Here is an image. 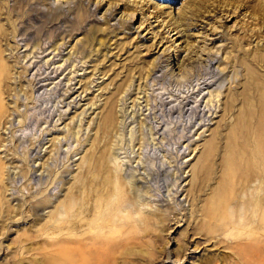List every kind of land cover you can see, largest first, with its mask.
I'll return each instance as SVG.
<instances>
[{
    "label": "rangeland",
    "instance_id": "obj_1",
    "mask_svg": "<svg viewBox=\"0 0 264 264\" xmlns=\"http://www.w3.org/2000/svg\"><path fill=\"white\" fill-rule=\"evenodd\" d=\"M55 1L0 0L12 112V124H0V157H11L0 177V264L48 258L33 240L19 244L40 226L29 211L32 196H49L43 222L73 184L88 188L115 168L140 187L147 215L145 226L129 222L140 238L123 247L126 264H223L228 250L193 229L209 215L264 212L251 204L263 193L256 174L245 189L239 181L230 202L221 197L235 153L252 162L264 155V141L240 136L232 119L242 104L229 109L249 82L258 77L264 85V0H67L71 9ZM208 53L219 61L205 64ZM256 54L262 61L254 64ZM214 68L221 74L212 77ZM116 151L119 162L110 160ZM91 155L102 158L95 164Z\"/></svg>",
    "mask_w": 264,
    "mask_h": 264
},
{
    "label": "bare ground",
    "instance_id": "obj_2",
    "mask_svg": "<svg viewBox=\"0 0 264 264\" xmlns=\"http://www.w3.org/2000/svg\"><path fill=\"white\" fill-rule=\"evenodd\" d=\"M55 2L53 6L58 9L64 7L71 9L73 7L71 4H68L67 0H56ZM1 32L2 29L0 27V33ZM1 51L0 47V124L6 123L5 127H8L12 124V119L10 118L12 112L10 113V111H8L9 104L8 101H5L4 97L6 96L4 95L5 93H10V85H8L7 82V78L10 74V66L7 65V62L1 55ZM229 58L230 56H226L227 60ZM204 59L205 64L208 66H212L215 60L219 61L217 55H210L209 53ZM260 61H262V55L260 54H256V56L251 59V62H254V64ZM213 70L216 72H213L212 77L221 74V71L218 70L217 72L215 68ZM221 77L222 76L217 80ZM221 84L222 81H219L216 85V89L208 91L209 97L207 102L215 97ZM236 102H240L242 105L237 115L233 116L232 119L238 123L240 136L246 133V138H253L252 141H256L257 143L264 141V85L258 80V77L253 82H249L242 92L232 97L229 103V109L233 108ZM16 119L15 122L17 124L19 121L23 124L22 120L18 119L17 121ZM251 119L254 120L253 124L250 123ZM113 120L114 110L113 107H111L102 119L104 131H107V128ZM251 130H253L254 133L257 131V137L251 136ZM15 138H18V136ZM127 140L131 142V134ZM1 141L0 145L4 144L2 143L4 141ZM121 141L122 137L119 139L117 137L116 144ZM237 145L240 146L241 143L236 141V147ZM8 148L9 146L6 148L3 146L4 150ZM117 149H122V147L118 145ZM117 151L113 152L110 160L116 162L120 159L121 154ZM233 154L234 153H232V156ZM233 157L235 159H229L228 161L229 170L227 174H225L224 179L228 178L229 180L227 181L226 179L227 185L225 182L224 184L226 186H224L223 189L221 188L223 190L221 191L222 199L230 202L233 194L240 189L239 181H243L242 186L243 189H245V187L247 188V186L250 185L251 178L256 174V176L262 178L263 185L261 189L263 193L257 198L260 199L258 202L253 201L251 204L256 206L260 205L264 209V155L255 162L250 160L251 158L246 152H240L239 156L235 153ZM10 158L11 157H7L6 153L4 156L0 157V177L3 176L4 170L9 166L6 165V163L11 161ZM90 158L96 164L102 156L96 157L95 155H91ZM107 162L109 163L110 161ZM260 164L263 165L262 169L256 170L255 167ZM8 173L9 170H7V174ZM8 177H10V180L14 181L15 176H11L10 174ZM130 180L131 179L127 178V175L118 173L117 168H115L114 173L110 171L106 177L102 178V182L90 184L88 188L83 187L82 189H77V186L73 184L69 192L67 191L68 193L66 196L49 211L48 218L43 222H41L42 218H39V216L41 217L42 215L39 214V210L42 209L40 208L41 206L47 203L49 196H32V200H30L28 204L29 211L33 212L32 215H35L36 223L40 224V226L36 227L35 230L31 228L29 232L27 231V236L29 238L22 237L19 244H21L22 241L23 245L29 240L38 243L42 247V252L48 255V258L44 255V264H126L127 261L123 258L125 254L122 255L121 253L123 250L126 251L125 249L127 248L123 249V247L126 244L128 245L129 242H134L140 238V236H137L138 229L129 222L134 220L133 217H136L140 223L145 226L146 223L143 221L147 217L142 207L145 203L140 199V187L136 185H131L130 187ZM110 184H113V188H109L108 191L106 190L109 196L104 197L103 192L105 191L103 189L104 187L112 186ZM254 190L255 187H251V199H255L253 196ZM81 193H83V195H81ZM2 199H4V195L1 194L0 184V200ZM25 203L26 202L16 205L18 210L16 213L19 212L18 207ZM221 205L222 204H220L219 207ZM12 207L14 208L8 201L7 212H9L10 215ZM12 217H15V215L13 216L12 214L9 216L10 222H15ZM25 218H27V214L21 216L19 220L23 221ZM6 226V223H4L2 228L5 227L6 229ZM193 230L194 233H199L207 238L215 239V245L228 250L223 256V264H264V212L259 213L251 211L236 216L232 211L229 215H209L206 220L201 219L196 222ZM261 230L262 235L259 233ZM129 246L132 247V244ZM24 249L20 251H24ZM126 259H129L127 255Z\"/></svg>",
    "mask_w": 264,
    "mask_h": 264
}]
</instances>
